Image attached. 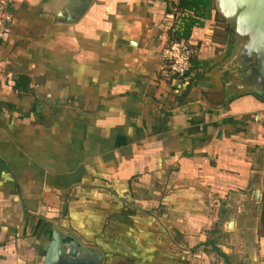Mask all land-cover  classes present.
Masks as SVG:
<instances>
[{
	"label": "crops",
	"instance_id": "1",
	"mask_svg": "<svg viewBox=\"0 0 264 264\" xmlns=\"http://www.w3.org/2000/svg\"><path fill=\"white\" fill-rule=\"evenodd\" d=\"M13 12L0 264H44L55 231L102 264H264V89L217 0H15ZM188 25L193 68L173 80L163 50Z\"/></svg>",
	"mask_w": 264,
	"mask_h": 264
},
{
	"label": "water",
	"instance_id": "2",
	"mask_svg": "<svg viewBox=\"0 0 264 264\" xmlns=\"http://www.w3.org/2000/svg\"><path fill=\"white\" fill-rule=\"evenodd\" d=\"M220 14L243 42L241 57L251 66L254 80L264 89V0H217ZM257 96L264 98L263 91ZM69 250V251H68ZM44 264H102L97 258L80 256L65 236L55 231Z\"/></svg>",
	"mask_w": 264,
	"mask_h": 264
},
{
	"label": "built area",
	"instance_id": "3",
	"mask_svg": "<svg viewBox=\"0 0 264 264\" xmlns=\"http://www.w3.org/2000/svg\"><path fill=\"white\" fill-rule=\"evenodd\" d=\"M14 2L15 0H0V41H4L11 32ZM195 53L189 41H170L163 50L162 71L173 80L187 78L193 68Z\"/></svg>",
	"mask_w": 264,
	"mask_h": 264
},
{
	"label": "trees",
	"instance_id": "4",
	"mask_svg": "<svg viewBox=\"0 0 264 264\" xmlns=\"http://www.w3.org/2000/svg\"><path fill=\"white\" fill-rule=\"evenodd\" d=\"M180 8H183V7H180ZM191 28H192V26H190V25L186 26V29L183 32L176 34V38L175 39L177 41H189L188 39H189V36H190ZM29 82H30V80L28 78L21 77L16 82L15 88L18 89V90L19 89L22 90V89H25V87H26L25 90H27Z\"/></svg>",
	"mask_w": 264,
	"mask_h": 264
}]
</instances>
